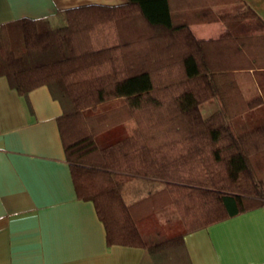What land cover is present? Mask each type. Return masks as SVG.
I'll use <instances>...</instances> for the list:
<instances>
[{
	"label": "trees",
	"instance_id": "trees-1",
	"mask_svg": "<svg viewBox=\"0 0 264 264\" xmlns=\"http://www.w3.org/2000/svg\"><path fill=\"white\" fill-rule=\"evenodd\" d=\"M238 1L90 3L0 23V75L23 96L47 86L62 107L77 198L93 202L108 245L142 247L151 264H185L186 233L264 207V118L246 121L264 111V22L216 39L190 29L258 18L250 6L211 11ZM240 70L253 71L261 95L244 96ZM212 99L218 108L205 116ZM119 174L163 186L127 202ZM163 208L179 218L160 222Z\"/></svg>",
	"mask_w": 264,
	"mask_h": 264
},
{
	"label": "crops",
	"instance_id": "crops-1",
	"mask_svg": "<svg viewBox=\"0 0 264 264\" xmlns=\"http://www.w3.org/2000/svg\"><path fill=\"white\" fill-rule=\"evenodd\" d=\"M126 1L0 0V23L81 4ZM247 6L257 19L232 24L215 19L192 23L190 29L199 40L216 39L231 25L239 32L261 29L264 0L214 5L211 11L218 16ZM235 76L246 98L261 95L252 70ZM263 112L249 114L246 121L262 120ZM61 113L47 86L23 96L0 75V264H151L142 247L108 245L93 202L77 198L57 125ZM183 248L185 264H264V207L186 233Z\"/></svg>",
	"mask_w": 264,
	"mask_h": 264
},
{
	"label": "rangeland",
	"instance_id": "rangeland-1",
	"mask_svg": "<svg viewBox=\"0 0 264 264\" xmlns=\"http://www.w3.org/2000/svg\"><path fill=\"white\" fill-rule=\"evenodd\" d=\"M117 103H119V101L117 99H114L101 103L100 106L101 108L102 107L107 108ZM201 109L203 115L208 116L210 113H212L217 109V102L214 99H212L207 103H204ZM134 125H135L134 120L128 121L126 125L127 130L130 131L132 127H134ZM116 177L118 180L123 182V194L127 201L137 200L153 191H156L157 189L163 186L162 181L155 179H144L140 177L121 175V174L117 175ZM170 211L171 212H168L167 214L165 213L163 214L162 211H159L157 213V217L159 221L162 223H168V222L170 223L179 218L177 212L174 209Z\"/></svg>",
	"mask_w": 264,
	"mask_h": 264
}]
</instances>
